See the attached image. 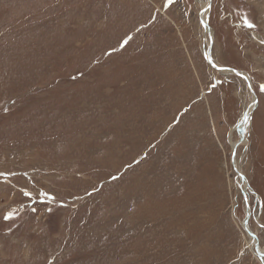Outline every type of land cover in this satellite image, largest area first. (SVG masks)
Listing matches in <instances>:
<instances>
[{
	"label": "rangeland",
	"instance_id": "obj_1",
	"mask_svg": "<svg viewBox=\"0 0 264 264\" xmlns=\"http://www.w3.org/2000/svg\"><path fill=\"white\" fill-rule=\"evenodd\" d=\"M0 264H264V0H0Z\"/></svg>",
	"mask_w": 264,
	"mask_h": 264
},
{
	"label": "bare ground",
	"instance_id": "obj_2",
	"mask_svg": "<svg viewBox=\"0 0 264 264\" xmlns=\"http://www.w3.org/2000/svg\"><path fill=\"white\" fill-rule=\"evenodd\" d=\"M203 2H204V1H203ZM203 7H204V8H203ZM203 7H202V8H203V10H204L205 7H207V4L205 5V3H204V6H203ZM206 10H207V9H206ZM200 11H201V10H200ZM204 12H206V11H205V10H204V11H201V21H202V23H203V26H205V27H204L205 32H207V33H208V36H210L211 31H209L210 28H209V29L206 28V21H205V17H206V16L204 17V15H205ZM207 33H206V34H207ZM213 60H214V59H213ZM222 71H223V70H222ZM229 71H230V70H229ZM243 77H244V76H243ZM246 78H247V77H246ZM246 78H245V79H246ZM247 80H248V79H247ZM148 112H149V111H148ZM145 220H146V219H145ZM165 224H166V223H165ZM244 224H246V221H245ZM170 225H171V224H170ZM254 241H255V240H254ZM158 242H159V241H158ZM255 243H256V242H255ZM260 253H261V251H260Z\"/></svg>",
	"mask_w": 264,
	"mask_h": 264
},
{
	"label": "water",
	"instance_id": "obj_3",
	"mask_svg": "<svg viewBox=\"0 0 264 264\" xmlns=\"http://www.w3.org/2000/svg\"><path fill=\"white\" fill-rule=\"evenodd\" d=\"M206 56H207L208 61L210 62V64L213 66V68L218 69V67L215 66V65L211 62L209 54H207ZM222 69H223V68H222ZM235 73H237V75H241V76H243L240 72L235 71ZM244 78H245V77H244Z\"/></svg>",
	"mask_w": 264,
	"mask_h": 264
},
{
	"label": "snow or ice",
	"instance_id": "obj_4",
	"mask_svg": "<svg viewBox=\"0 0 264 264\" xmlns=\"http://www.w3.org/2000/svg\"><path fill=\"white\" fill-rule=\"evenodd\" d=\"M245 23L248 24L249 27H253V25L247 19H245Z\"/></svg>",
	"mask_w": 264,
	"mask_h": 264
}]
</instances>
